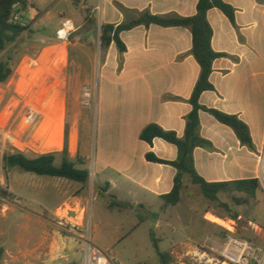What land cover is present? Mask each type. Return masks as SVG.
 <instances>
[{
  "label": "crops",
  "instance_id": "1",
  "mask_svg": "<svg viewBox=\"0 0 264 264\" xmlns=\"http://www.w3.org/2000/svg\"><path fill=\"white\" fill-rule=\"evenodd\" d=\"M198 1L94 0L93 11L100 28L103 25L117 27L132 18V14L123 9L192 17L197 12ZM224 1L236 9V22L232 24L218 9L208 12V21L213 29L212 47L227 57L214 62L210 81L215 90L204 92L200 103L243 120L250 128L256 151L243 146L232 129L201 112L199 133L211 146L196 148L193 156L197 173L209 183L257 179L260 173L258 156L264 147V115L258 124L264 103L260 47L264 7L259 0ZM120 38L126 46L123 53L115 43L102 49L99 40V59L97 53L94 54L96 107L92 131L89 111H73L68 153L73 162L79 161L80 169L89 171V182L91 180L104 196H110L126 208H139L154 214L156 209H163L162 197L172 191L177 170L169 164L150 162L147 155L153 153L159 159L172 162L178 154L175 146L161 139L148 144L141 140L140 135L151 124L173 131L179 137L184 135L186 117L192 109L189 100L201 68L192 55V34L188 29L138 26L122 32ZM90 52L85 47L78 49V53L84 56ZM86 81L93 85L92 76H87ZM84 128L89 130L84 131ZM94 132L96 150L92 179L91 139ZM83 135L88 138L86 148L82 150ZM64 146L65 142L51 152L60 153ZM8 176L12 179L10 172ZM0 184L12 190L11 184L9 187L3 181ZM196 188L186 177L181 202L170 207L176 210L174 231L182 232V225L196 224L200 227L199 235L188 240L175 236L174 246H208L213 251H221L231 235L230 231L235 234V219L222 218L231 223L232 229L209 219L208 215L219 217L198 205ZM47 192L50 195L52 191L47 189ZM63 200L64 196H60L53 205L54 209ZM0 248H4L5 254L9 253L3 245Z\"/></svg>",
  "mask_w": 264,
  "mask_h": 264
},
{
  "label": "rangeland",
  "instance_id": "2",
  "mask_svg": "<svg viewBox=\"0 0 264 264\" xmlns=\"http://www.w3.org/2000/svg\"><path fill=\"white\" fill-rule=\"evenodd\" d=\"M259 2L264 7V0ZM94 4V0H28L27 10L23 11L21 6L19 10L29 30L14 46L0 51V59H5L9 53L13 58L11 78L0 83V181L12 186L11 191L6 189L11 194L9 198L0 196V246L9 251L5 254L4 250L1 264H83L89 243L122 264H222L221 252L228 241L221 251H213L208 246H174L175 236L180 235L185 240L196 238L200 227L196 224L182 225V232L174 231L176 210L173 207L158 208L154 214L139 208L119 207L112 205L116 200L110 196L99 195L100 189L91 180L81 185L31 175L19 169L8 172L4 169L3 156L7 152L17 150L32 158L51 153L47 145L58 138L64 143L66 130L68 136L71 131L75 110L89 111L92 131L96 107L94 54L97 53L99 59L101 34L99 19L96 21L94 17ZM87 16L92 19L91 23H86ZM64 19L74 22L76 32L67 43H60L56 33ZM260 36L264 68V14ZM79 47L91 52L87 56L81 55ZM48 50L52 54L46 55ZM61 50L66 52L65 62L59 61L58 52ZM87 76H92L93 85L87 84ZM86 90L91 92L89 105L84 104ZM262 106L258 124L264 115V103ZM31 109L39 112L34 126L26 124V116ZM60 126L61 136L58 132ZM87 138V135L82 136V150L86 148ZM91 142L90 172L93 179L95 136ZM251 151H256L255 145ZM61 159L59 155L57 164ZM76 163L80 164L78 160ZM9 172L12 179H9ZM196 187L200 207L223 220L230 219L231 214L221 203L229 205L231 213L240 216L234 220L235 234L264 249L262 190L255 198L223 193L218 202H211ZM47 189L52 191L51 196ZM60 196H64V200L54 209L53 205ZM235 198L247 203L239 205ZM56 214L79 223V228L68 230L59 226ZM158 222L160 226L157 227ZM155 243L159 252L169 255L167 263L162 260Z\"/></svg>",
  "mask_w": 264,
  "mask_h": 264
},
{
  "label": "trees",
  "instance_id": "3",
  "mask_svg": "<svg viewBox=\"0 0 264 264\" xmlns=\"http://www.w3.org/2000/svg\"><path fill=\"white\" fill-rule=\"evenodd\" d=\"M19 5L22 10H27L28 0H0V51H6L14 46L18 39L29 30L24 24L15 22V7ZM212 9L220 10L232 24L236 22V9L224 0H199L197 12L192 17H182L176 14L153 15L149 11L137 12L123 9L124 12L132 14V18L118 25H103L101 28V47L108 48L115 43L118 50L123 53L126 46L120 38V34L132 30L138 26H158L162 28L176 27L190 30L192 34V55L198 62L201 72L197 84L194 88L189 103L191 112L186 117V128L184 135L179 137L173 131H166L156 124L148 125L141 133L142 141L152 144L155 139H161L177 149V159L169 162L159 159L153 153L147 155V160L153 163L169 164L177 170L172 191L163 196V209L176 206L181 202V194L184 179L188 177L191 183L198 186L206 199L211 202H218L220 194H244L250 198H255L260 189L258 179H246L233 182L209 183L205 181L195 169L194 150L196 148H209L211 143L200 136V113L206 112L217 122L233 130L236 137L243 146L253 150L254 144L249 126L237 115L227 114L217 109L208 108L201 105L200 98L204 92H211L215 87L210 81L213 73V64L216 60L227 57L226 54L217 53L212 47L213 29L208 21V12ZM92 19L86 17V23H91ZM13 58L10 53L5 59H0V83H6L13 74ZM61 155L60 164H57V157ZM80 157L78 156L77 159ZM4 169L8 172L19 169L22 172L40 177L64 179L70 182L86 185L89 182L90 173L86 169H80L76 162L69 158L68 153V131L65 135V146L62 152H51L36 157H28L26 154L15 150L7 152L3 156ZM108 186V184H107ZM99 195L104 196L100 191ZM0 196L9 198L11 194L0 184ZM237 200L238 204L247 203L246 200ZM231 218L237 220L238 215L231 213L229 205L221 203ZM119 207H125L121 203H113ZM155 247L159 252L157 244ZM4 255V250L0 248V264ZM162 260L167 263L169 255L159 252Z\"/></svg>",
  "mask_w": 264,
  "mask_h": 264
},
{
  "label": "built area",
  "instance_id": "4",
  "mask_svg": "<svg viewBox=\"0 0 264 264\" xmlns=\"http://www.w3.org/2000/svg\"><path fill=\"white\" fill-rule=\"evenodd\" d=\"M17 5L14 9L15 22L24 24L25 18L19 10ZM76 32V26L71 19H64L56 33V39L60 43H67L71 36ZM84 104L89 105L91 99V92L86 90L84 95ZM39 112L31 109L26 116V124L34 126L37 123ZM260 173L258 181L260 189L264 193V147L258 156ZM59 220V226L64 229L74 230L79 228V223L69 220L67 217L56 214ZM231 235L228 237V242L224 250L221 252L222 264H264V249L256 246L253 242L237 237L234 232L230 231ZM83 264H122L106 251L95 246L93 243L87 245Z\"/></svg>",
  "mask_w": 264,
  "mask_h": 264
},
{
  "label": "bare ground",
  "instance_id": "5",
  "mask_svg": "<svg viewBox=\"0 0 264 264\" xmlns=\"http://www.w3.org/2000/svg\"><path fill=\"white\" fill-rule=\"evenodd\" d=\"M49 53H51V50H48L47 52H45L46 55H48ZM51 54H52V53H51ZM58 57H59V61H61V62H65V59H66V52H65V50H61L60 52H58ZM58 132H59V135L61 136V133H62V126H60V127L58 128ZM61 145H62L61 139L58 138V139H56L55 141L50 142V143L47 145V148H48V149H53V148H57V147H59V146H61ZM208 218L211 219L212 221H215L216 223H219V224H221V225H223V226H226V227H228V228H229V227L231 228V226H229V224H231V223H228V222H226V221H223V220L217 218L216 216L209 215Z\"/></svg>",
  "mask_w": 264,
  "mask_h": 264
}]
</instances>
